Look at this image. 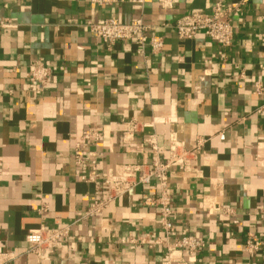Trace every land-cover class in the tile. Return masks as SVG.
Segmentation results:
<instances>
[{"label":"crops","instance_id":"1","mask_svg":"<svg viewBox=\"0 0 264 264\" xmlns=\"http://www.w3.org/2000/svg\"><path fill=\"white\" fill-rule=\"evenodd\" d=\"M217 1L237 0H0V20L12 24L0 29V264H161L183 236L203 243L173 254L189 264H264V0L233 13L229 48L203 32L178 36L183 15ZM102 19H141L165 47L108 45L87 28ZM37 60L51 68L44 86L29 80ZM133 120L147 127L129 138ZM89 129L99 138L81 153L97 152V164L78 166ZM174 141L192 155L186 170H169V234L145 204L160 196L156 179L85 217L110 174L165 162ZM40 227L69 228L47 260L29 253Z\"/></svg>","mask_w":264,"mask_h":264},{"label":"built area","instance_id":"2","mask_svg":"<svg viewBox=\"0 0 264 264\" xmlns=\"http://www.w3.org/2000/svg\"><path fill=\"white\" fill-rule=\"evenodd\" d=\"M98 5H111L119 0H91ZM147 0H131L132 3L144 5ZM249 0H237L236 2L226 4L223 1H217L213 4L209 13L192 12L183 15L175 24V29L180 38L192 39L198 33L205 35L224 48H229L234 39V25L232 15L243 8ZM12 24L7 20H0V29L10 28ZM87 28L99 39L108 45H113L118 41H128L135 39L140 45V52H145L149 47L153 53H160L165 47V42L160 36L147 35L148 25L139 19L131 23H121L116 19H102L96 22H87ZM29 80L32 83L46 85L51 75V68L44 61H32L28 67ZM257 93L263 92L261 85L257 86ZM147 127L139 121L133 120L125 124V136L131 138L132 135ZM99 134L94 129L86 131L82 137V143L77 147L76 164L78 166L92 162L97 164V152H90L84 156L81 150L88 146L91 140H98ZM156 144L152 149L155 150ZM192 152L186 150L178 142L171 143L169 157L166 161H161L157 157L153 158L150 165L130 164L123 167L120 175L110 174L105 179L107 195L104 198L97 197L92 201L85 217L97 216L101 214L111 202L131 191L140 185H148L154 179L160 184V196L156 199L148 198L146 205L157 206L163 227L169 234L173 230L171 218L174 215L172 200L168 193V174L172 167L186 170L190 165ZM99 174L83 176L85 181H95ZM69 228H46L40 227L30 233L29 253L34 254L40 260H47L58 249L65 247L69 239ZM202 241L193 236H183L175 240L173 247L167 249V256L161 264H189L186 259L175 258V251H185L188 254L198 253L202 247ZM257 243L250 245L251 249L257 248Z\"/></svg>","mask_w":264,"mask_h":264}]
</instances>
